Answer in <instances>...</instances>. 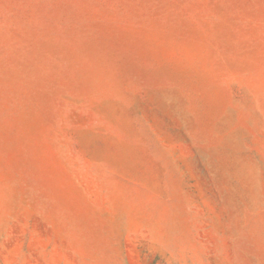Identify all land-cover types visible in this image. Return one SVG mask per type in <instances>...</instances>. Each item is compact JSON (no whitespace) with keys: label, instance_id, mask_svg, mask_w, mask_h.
Wrapping results in <instances>:
<instances>
[{"label":"rangeland","instance_id":"374dc122","mask_svg":"<svg viewBox=\"0 0 264 264\" xmlns=\"http://www.w3.org/2000/svg\"><path fill=\"white\" fill-rule=\"evenodd\" d=\"M0 264H264V0H0Z\"/></svg>","mask_w":264,"mask_h":264}]
</instances>
